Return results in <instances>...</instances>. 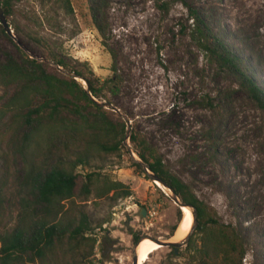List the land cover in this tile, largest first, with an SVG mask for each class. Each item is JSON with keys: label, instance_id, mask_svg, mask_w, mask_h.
Returning a JSON list of instances; mask_svg holds the SVG:
<instances>
[{"label": "rangeland", "instance_id": "1", "mask_svg": "<svg viewBox=\"0 0 264 264\" xmlns=\"http://www.w3.org/2000/svg\"><path fill=\"white\" fill-rule=\"evenodd\" d=\"M4 1L11 6L7 19L20 44L0 36V58L5 51L18 58L20 48L62 78L71 76L50 60L52 53L84 69L102 88L99 101L117 109H106L109 120L125 122L126 132L129 123L131 134L142 135L197 198L216 211L221 224L233 226L245 244L242 264H264V107L244 78L213 61L190 15L194 9L264 92V0H106L105 36L92 18L94 0H69L72 11L60 0ZM14 88L0 84V107ZM21 120L9 113L0 124V243L16 232L29 234L35 224L66 225L82 215L92 230L80 251L67 230L43 259L2 255L0 264H133L137 243L131 232L140 239L174 241L183 209L132 165L127 147L128 154L95 155L90 166H78L80 184L95 172L88 196L54 208L36 204L30 196L32 173L58 159L49 140L56 132L44 130L41 144L25 145ZM75 154L67 152L65 160ZM112 181L127 185L132 196L113 200V192L100 194ZM151 206L158 210L155 218L140 216L142 208ZM192 222L187 245L178 253L161 247L145 264H196L203 235L198 217Z\"/></svg>", "mask_w": 264, "mask_h": 264}, {"label": "trees", "instance_id": "2", "mask_svg": "<svg viewBox=\"0 0 264 264\" xmlns=\"http://www.w3.org/2000/svg\"><path fill=\"white\" fill-rule=\"evenodd\" d=\"M60 1L67 10L72 11L69 0ZM176 1L186 4L185 0ZM0 4L6 17L11 18L12 9L9 3L0 0ZM106 6V0H94L91 6L94 24L103 36H105V28L102 24L103 10ZM190 15L196 21L195 31L201 46L212 56L213 61L244 78V84L264 107V92L256 88L252 79L244 73L238 56L213 33L194 9H190ZM15 30L18 34L21 33L20 27L16 26ZM0 36L13 41L1 24ZM35 41L39 45L42 44L38 38H35ZM18 49L20 52L18 58L6 51L4 60L0 58V84L7 88L15 87L12 97L0 107V124L9 113L13 118L21 117L22 127L26 132L25 138H28L25 145L28 146L31 142H35L36 146L41 144L40 139L45 135L41 133L42 131L56 132V135L48 136L50 152L56 154L58 159L54 160L46 170L32 173L30 192L36 204L54 208L55 205L60 206L62 201L71 202L77 197L88 196L91 193L95 172L86 174L85 180L80 184L78 166H90L91 159L95 155L119 156L122 150L128 154L124 144L126 124L123 121L111 122L107 110L88 96L79 81L73 77L62 78L56 72L48 71L43 63L30 58L20 48ZM49 58L63 70L83 77L97 100L103 98L102 88L88 77L84 69L68 64L62 56L55 53L50 54ZM130 142L134 152L148 168L171 187L183 202L196 210L200 223L198 231L203 235L202 245L198 250L200 259L196 264H242L246 253L245 244L233 226L221 224L216 211L197 198L190 186L166 165L160 153L142 135L132 133ZM67 152H75L77 154L75 159L65 160L64 154ZM130 160L136 169L148 176L137 161L132 157ZM111 192H113L111 195L113 200L130 197L133 194L132 190L121 181H112L100 194ZM182 217L183 213L180 211L179 221ZM67 230L70 233L68 240L80 251L82 240L88 238L86 234L92 228L85 215L77 219L70 218L66 225L45 222L35 224L29 234L16 232L11 238H2L0 256L5 255L10 258L14 254H31L32 260L43 259L48 247L52 246L55 240L62 239ZM130 234L137 243L140 239L139 235L136 232Z\"/></svg>", "mask_w": 264, "mask_h": 264}, {"label": "water", "instance_id": "3", "mask_svg": "<svg viewBox=\"0 0 264 264\" xmlns=\"http://www.w3.org/2000/svg\"><path fill=\"white\" fill-rule=\"evenodd\" d=\"M0 24L3 26L4 30L6 31V33H8L11 37H13L15 39V41L18 42V40L16 39L14 32L8 22V19L4 13V10L2 8V5L0 4ZM19 43V42H18ZM20 44V43H19ZM60 68V66H58ZM66 74L68 76L73 77L76 80H82L84 81L83 86L88 94L89 97H91V99H93L100 107L105 108V109H109V110H114L116 111V107H114V105L110 102H106V101H99L97 100L92 93L89 90L88 87V82L83 78L80 77L78 75H76L75 73L72 72H66ZM130 137H131V128L129 126L128 123V129L126 132V137H125V146L127 147V150L129 151L130 155L132 156V158L137 161L141 167L147 172L148 176L150 177V179L153 182H159L161 185H163L165 188H167L170 192H171V196L167 193V195H169L171 197V199L180 207H188L193 214V221L195 222L197 219V212L196 210L191 206L186 204L185 202H183L180 197L174 193V191L172 190L171 187L167 186L155 173H153L148 166L138 157V155L134 152V150L132 149V146L130 145L129 141H130ZM140 216L145 217L146 216V209L142 208V211L140 213ZM130 220V219H129ZM194 223H192L191 225V229L188 233V235L181 241H169V240H155L156 242H158L160 244L161 247H173L174 248V252L178 253V250L180 247L187 245L190 242V239L192 237V234L194 232ZM143 239H139V241L137 242L136 246L142 241ZM136 246L134 249V254H133V264H138V255H137V251H136Z\"/></svg>", "mask_w": 264, "mask_h": 264}, {"label": "bare ground", "instance_id": "4", "mask_svg": "<svg viewBox=\"0 0 264 264\" xmlns=\"http://www.w3.org/2000/svg\"><path fill=\"white\" fill-rule=\"evenodd\" d=\"M159 183V182H156ZM160 184V183H159ZM163 188H165L163 185L160 184ZM170 194L171 192L165 188ZM183 209V217L181 221H179L178 227L173 235L174 241H180L183 240L189 233L192 225V211L188 207H182ZM161 246L158 242L149 239L144 238L137 246L136 251L138 255V264H145V262L149 259V257L158 249H160Z\"/></svg>", "mask_w": 264, "mask_h": 264}, {"label": "built area", "instance_id": "5", "mask_svg": "<svg viewBox=\"0 0 264 264\" xmlns=\"http://www.w3.org/2000/svg\"><path fill=\"white\" fill-rule=\"evenodd\" d=\"M157 214H158V210L156 207L151 206L150 208H148V210H147V218L148 219L155 218Z\"/></svg>", "mask_w": 264, "mask_h": 264}, {"label": "flooded vegetation", "instance_id": "6", "mask_svg": "<svg viewBox=\"0 0 264 264\" xmlns=\"http://www.w3.org/2000/svg\"><path fill=\"white\" fill-rule=\"evenodd\" d=\"M145 208V207H144ZM146 209V216H147V210H148V207L147 208H145ZM142 211V210H141ZM140 214V213H139ZM131 220V219H130Z\"/></svg>", "mask_w": 264, "mask_h": 264}]
</instances>
